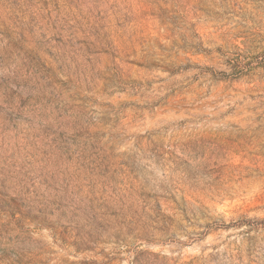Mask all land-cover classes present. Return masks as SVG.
<instances>
[{"label":"rangeland","instance_id":"374dc122","mask_svg":"<svg viewBox=\"0 0 264 264\" xmlns=\"http://www.w3.org/2000/svg\"><path fill=\"white\" fill-rule=\"evenodd\" d=\"M0 264H264V0H0Z\"/></svg>","mask_w":264,"mask_h":264}]
</instances>
